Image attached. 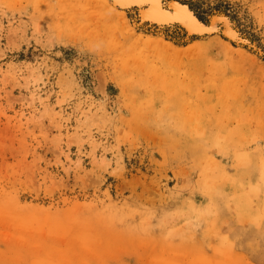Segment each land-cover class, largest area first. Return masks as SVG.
<instances>
[{"label":"rangeland","instance_id":"1","mask_svg":"<svg viewBox=\"0 0 264 264\" xmlns=\"http://www.w3.org/2000/svg\"><path fill=\"white\" fill-rule=\"evenodd\" d=\"M161 1L0 0V264H264V0Z\"/></svg>","mask_w":264,"mask_h":264},{"label":"bare ground","instance_id":"2","mask_svg":"<svg viewBox=\"0 0 264 264\" xmlns=\"http://www.w3.org/2000/svg\"><path fill=\"white\" fill-rule=\"evenodd\" d=\"M111 2L117 6L118 8L120 9H127V8H131V6L135 3H138L137 5H147L146 7H142L140 9V14L142 16V20H145V21H149V20H154L155 22L158 20L160 22H156L157 23V28H161V27H164V25L166 26H170V25H178V24H166L167 22H162L164 16H167L168 14H172L171 12H169V9L164 7L163 6V11H159L158 9H154V6L153 4L151 3V0H111ZM144 2V3H143ZM162 5H163V2L161 1ZM179 6H177L175 8V13L173 14H176V13H179V14H184L185 10H186V13L184 14V19H183V27H184V31H187L185 32V34L187 35V37L189 36H202V35H210L212 34L213 32L216 33L218 31V23L219 21L218 20H223L222 18L223 17H220V16H215L214 18H216L217 20H214L213 21V24L210 25H206L204 23H202L196 16L195 14H193V12L184 4H180L178 2H176ZM139 12V11H138ZM225 18V17H224ZM141 20V19H140ZM153 23V22H151ZM223 26L221 27L224 33V35L226 37H231L229 34L230 33H233V30L231 29L229 23H227V21L223 22ZM231 24V23H230ZM154 25V24H153ZM202 32H199L201 31ZM220 30V29H219ZM216 31V32H215ZM236 34V33H235ZM234 34V35H235Z\"/></svg>","mask_w":264,"mask_h":264},{"label":"water","instance_id":"3","mask_svg":"<svg viewBox=\"0 0 264 264\" xmlns=\"http://www.w3.org/2000/svg\"><path fill=\"white\" fill-rule=\"evenodd\" d=\"M144 3V2H143ZM138 3H135V4H133L131 7H137L139 10L143 7H146L147 5L145 4H143V5H137ZM163 6L164 7H166V8H168L169 9V12H171L172 14H168L167 16H164V18H163V20H162V22H167L166 24L168 25V24H171V23H173V24H178L179 26H181L183 29H184V27H183V19L185 18L184 17V14L186 13V10H185V12H184V14H179V13H176V14H173V13H175L176 11H175V8L177 7V6H179L176 2H169V3H167L166 5H164L163 4ZM180 7V6H179ZM139 14H140V12H139ZM140 19L142 20V16H141V14H140ZM223 20L221 21V20H218L219 21V23H218V25H221V26H223V22H225V21H227V23H229L228 22V20L227 19H225V18H222ZM214 20H217L216 18H212L211 19V21H210V25H212L213 24V21ZM143 22H148V23H150V24H154V25H156L157 26V23L156 22H160V21H152V20H149V21H145V20H142ZM151 22H153V23H151ZM164 26H166V25H164ZM185 30V29H184ZM185 32H187V31H185ZM199 32H202V30L201 31H199ZM216 32V31H215ZM214 33V32H213ZM212 33V34H213ZM231 37L234 35V33H230L229 34Z\"/></svg>","mask_w":264,"mask_h":264},{"label":"snow or ice","instance_id":"4","mask_svg":"<svg viewBox=\"0 0 264 264\" xmlns=\"http://www.w3.org/2000/svg\"><path fill=\"white\" fill-rule=\"evenodd\" d=\"M151 3L154 6V9H158L159 11H163V5L161 3V0H151Z\"/></svg>","mask_w":264,"mask_h":264},{"label":"crops","instance_id":"5","mask_svg":"<svg viewBox=\"0 0 264 264\" xmlns=\"http://www.w3.org/2000/svg\"><path fill=\"white\" fill-rule=\"evenodd\" d=\"M263 202H264V201H263ZM263 202H262V203H263Z\"/></svg>","mask_w":264,"mask_h":264}]
</instances>
